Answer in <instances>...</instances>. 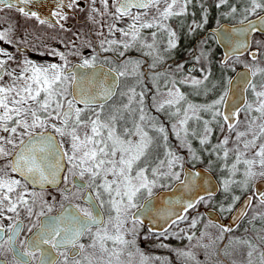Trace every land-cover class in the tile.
Returning a JSON list of instances; mask_svg holds the SVG:
<instances>
[{
  "label": "snow or ice",
  "instance_id": "6c2138e0",
  "mask_svg": "<svg viewBox=\"0 0 264 264\" xmlns=\"http://www.w3.org/2000/svg\"><path fill=\"white\" fill-rule=\"evenodd\" d=\"M34 2L37 0H0V12L7 9L25 18H35L40 24L49 23L37 12L29 11V6ZM75 2L73 0L66 6L72 8ZM189 2L113 0L109 5L108 0H101L104 9L101 15L111 16L117 22L127 17L131 22L127 28H117L116 23L108 24L109 34L119 32L125 39L103 40L100 48L113 51L121 57L125 52L136 49L142 55L151 57L153 62L150 67L155 68L163 59L157 45L159 34L166 33L164 52L176 47V33L165 21L185 14ZM227 2L220 0L221 4ZM92 3L95 4V0ZM248 3L251 7L244 9L245 19L248 15L256 14L257 10H264V0H248ZM64 7L65 0H58L57 10L52 13L58 18L56 24L66 19ZM150 11L152 15L149 18ZM231 11L235 13L237 8L232 7ZM92 12H97V9L92 8ZM89 18L98 23L94 16ZM5 22L0 18V23ZM243 23L244 20H241ZM259 24L264 26V17L259 20ZM247 27L255 30V22L250 21ZM145 29H154L150 33L151 42L143 35L142 30ZM11 30L10 25L7 30L0 31V41L12 43L9 35ZM3 54L13 59L10 54ZM51 54L58 56L62 63H36L26 58L18 65L19 70H8L6 61L0 60V161H3L0 163V257H5L0 258V264H32L33 261H38V264H137V257L138 264H150L152 259H160L146 255L137 244V226L143 223L139 210L145 208L139 201L145 195L151 197L158 184L164 187L160 183L162 180H179L180 172L175 168L178 164L182 168L180 162L183 158L168 148V135L164 126L157 125L155 118L146 111L144 92H137L135 85L126 90L120 89L121 77L135 78L136 84L142 82L144 74L140 72L141 61L131 58L122 61L119 69L110 68L102 79L97 80L95 75L85 77L76 71L78 68H96L95 55L69 67L70 61L63 53L53 50ZM255 58L256 54L253 53ZM109 73H115L111 83ZM258 75L264 76V67L248 68L244 77V91L250 90L253 99L245 100L242 108L234 104L230 112L218 109L219 105L227 103V91L210 105L199 106L187 102V107L182 108L181 103L186 102V97L176 87L174 80L171 81V88L160 94L167 98L153 97L156 111L167 109L166 114L176 117L183 112L179 125L184 139H181L177 125H172L182 145L189 135L186 127L188 121L192 116L200 120L198 111H210L221 131H224L226 125L230 134L235 132V146L232 149L225 147L229 144V136H225L216 147L223 152L224 167L230 176L235 177L240 171L239 166L243 165L244 180L224 179L222 183L225 193L229 192L232 184L240 183L246 188L257 177L264 179V142L257 145L258 140L264 141V82L259 85L255 82ZM85 80L87 87L84 86ZM201 83L200 80H191L193 86ZM189 112L192 116H189ZM241 112L245 113L247 121L243 131L238 128ZM203 123L204 134L200 136L199 142L207 145L212 129L208 127L209 121L204 120ZM148 129L162 137L166 149L163 159L155 154L160 146L157 143L159 137L151 135ZM193 135L196 133L193 132ZM249 136L251 139H246ZM188 148L191 152L190 145ZM249 149H258L252 158H248L245 151ZM230 151L234 153V160L229 168L227 161ZM165 167L167 170H164ZM77 178L83 183H76ZM61 182L65 184L63 189H59L63 198L70 203L73 199H82L83 205L71 204L59 218L50 217L49 222H42L40 218L47 215L44 208H47V212L52 211V205L42 195L45 185H59ZM69 183L71 187H68ZM29 185L32 190H29ZM37 185L41 189L39 193L35 191ZM84 192H89L86 198L82 195ZM203 199L200 197L188 202L184 211L193 208ZM233 200H239V197H233ZM250 203L251 198L247 204ZM260 204L264 206V195L260 197ZM37 206L40 211L35 210ZM64 207L61 203V208ZM222 211H231V206L222 208ZM21 213L31 222L27 232L32 233L33 228L38 229V232L23 240L20 234L25 230V225ZM170 217L171 214H168L162 218ZM177 219L184 220L186 217L178 216ZM5 220L9 221L7 226ZM261 220L264 222V213L261 214ZM176 222V219L171 220V224ZM196 225L197 219L193 218L190 226L195 228ZM216 227L220 228V235L216 239L223 241L224 233L230 232L231 228L221 225ZM167 230L165 228L160 235H164ZM205 235L201 233L197 246L207 251L216 245V240H210L209 244L199 243ZM84 236L89 238L87 245L80 243ZM187 239L191 242L193 236L189 235ZM258 239L264 242V236ZM44 245L49 248H44ZM244 247L247 251L241 252ZM53 251L59 259L51 258ZM257 252L258 258H255ZM7 253H12L11 262L6 259ZM237 253L246 256V262L235 259ZM212 254L230 259V264H264V249H258L247 239H229L223 249L219 252L213 250ZM125 255L126 260L122 259ZM175 255L182 261L202 264L190 250L176 249ZM161 264L168 262L161 261ZM217 264H225V261L218 259Z\"/></svg>",
  "mask_w": 264,
  "mask_h": 264
},
{
  "label": "flooded vegetation",
  "instance_id": "af4514ba",
  "mask_svg": "<svg viewBox=\"0 0 264 264\" xmlns=\"http://www.w3.org/2000/svg\"><path fill=\"white\" fill-rule=\"evenodd\" d=\"M57 2L58 0H37L29 6V11H35L42 19L49 21L46 24H40L35 18H25L15 11L5 9V11L0 12V18L6 21L0 23V31L7 30L10 25L12 29L9 34L12 43L0 41V60L6 61L8 70L13 68L19 70L18 65L26 58L36 63H62L58 56L51 54L53 50L67 56L70 61L69 67L81 63L84 58L91 59L94 55L97 57V65H103L109 69H119L121 62L129 58L140 60V72L144 74L142 82L136 84L135 78L126 79L121 77L119 80L120 89L126 90L127 87L135 85L137 92L143 91L146 111L155 118L154 122L157 125H163L165 130L168 129L169 134L173 132L171 121L175 116L166 114L167 109L163 112L156 111L153 106V97L164 99L165 96L160 94L165 93L172 86L171 81H176V87L185 95V104L187 102L194 105L200 103L201 106H204L212 104L224 92L227 91L228 93L229 81L237 71L245 70L244 80L248 68L264 67V60H262L264 58L258 60L261 52L264 53V33L254 31L251 35L249 49L244 54L233 56L222 62L221 49L217 45L214 35L210 32L211 29H215L222 24H238L241 23V20L245 22L264 13V10H257L256 14L248 15L245 19L244 9L251 6L248 0H228L226 4H221L220 0H190L186 6L185 14L165 21L171 30L176 33L174 38L176 47L164 52L163 49L167 43L166 33H160L157 45L161 49L163 59L157 63L155 68L150 67L153 62L152 58L142 55L136 49L125 52V55L121 57L113 51H103L100 48V42L103 40L125 39L119 32L109 34L108 24L116 23L117 28H127L128 23L131 22L127 17L117 22L111 16L101 15L100 13L104 10L101 0H95V4L92 3V0H76L75 6L72 8H68L66 5L71 4L73 0H65L63 12L66 19L60 20V23L56 24L58 18L53 16L52 13L57 10ZM108 2L111 5L113 0H108ZM163 7L164 5L161 4V8ZM232 7L237 8L235 13L231 11ZM92 8L97 9V12H92ZM151 15L152 11L149 13V18ZM90 16H94L98 23L91 20ZM49 24L52 26H49ZM153 30H142L148 42H151L150 33ZM101 32L103 34L98 35ZM89 44H91V47H89ZM105 47H108V45L105 44ZM120 50L123 51V49ZM5 52L10 54L13 59H8V56L3 54ZM71 53L79 54L74 55ZM253 53L256 54L255 59H253ZM179 65H182V67H178ZM193 79L200 80L202 83L193 86L191 84ZM181 81L186 82L182 83ZM166 82L167 87H165ZM255 82L258 85L264 82V76L258 75L255 77ZM157 89H159V92ZM252 99L251 91H244V101H251ZM244 101L240 106L241 108L244 106ZM218 109L223 112V104L219 105ZM197 115L200 116V120H196L192 116V119L186 125L189 129L190 139H192L191 144L188 141L191 147L193 142L196 146L201 145L198 135L204 129V120H207L209 121L208 127L212 129L209 134L208 147H216L225 136H229V144L225 146L228 148L231 134L235 135V133L230 134L226 125L224 131H221L219 124L213 120L210 111H198ZM239 120L238 128L243 131L247 122L244 112L240 113ZM220 123L223 122L220 121ZM148 130L149 132H155L151 129ZM193 132L196 135H193ZM171 141L173 142L169 138L168 142ZM173 144L175 145V142ZM184 158H186L185 155ZM0 163H3V161H0ZM64 187L63 182L59 185H45L42 195L52 205L51 212H47V208H44L47 213L46 216H52L59 212L62 209L61 203L64 206L71 204L83 205L82 199H73L71 203L65 200L59 191ZM68 187H71V183ZM29 190H32L31 185H29ZM35 191L41 192L39 186L35 188ZM84 194L85 192L82 195L84 196ZM92 195L94 197V193ZM35 210L40 211V207L37 206ZM21 219L24 220L25 225V230L20 234V239L23 240L31 234L27 232V227L31 226V222L25 217L24 213H21ZM34 219L35 217H33ZM8 223L9 221H4L5 226ZM34 229H32V232ZM85 240L86 236L81 238L80 243L85 244ZM37 256H39V253H37ZM6 259L11 262L12 253H7ZM25 259L29 258L25 257ZM57 259H59L58 256ZM32 264H37V261H33Z\"/></svg>",
  "mask_w": 264,
  "mask_h": 264
},
{
  "label": "water",
  "instance_id": "95a60500",
  "mask_svg": "<svg viewBox=\"0 0 264 264\" xmlns=\"http://www.w3.org/2000/svg\"><path fill=\"white\" fill-rule=\"evenodd\" d=\"M262 17H264V13L245 21L243 24H222L217 28L210 30L215 37L217 45L221 49L223 55L221 59L222 62H225L233 56H240L244 54L249 49L251 35L254 31L264 33V26L259 24V20ZM250 21L255 22V30L247 27ZM108 70L109 68L106 66L101 67V65H97L94 69H76L78 75H83L85 77L95 75L97 80L102 79L103 74L108 73ZM244 71L245 70L237 71L230 80L231 83H229L228 96L225 98L227 103L223 104V112L232 111L234 104H239V106L242 105L244 101L245 87V82L243 80ZM114 75L115 73H109V83H111V77ZM84 86L87 87L86 80L84 82ZM197 173H199V175H196ZM76 183L83 182L79 181L77 178ZM36 187H38V185ZM253 190L255 196H257L260 200V197L264 195V179L255 182ZM218 191L219 184L209 170L201 166L189 168L184 165L180 179L177 180L171 187L158 190L153 193L151 197H147L141 202V204L145 205V208L139 210L141 213L140 219L143 222L141 225H143L150 233H161L165 228H169L172 219H176L178 221V216H183L187 211L192 209L190 208L187 211H184V207L188 202L196 201L200 197L206 198L215 196ZM88 195L89 192H85L83 197L86 198ZM249 198V196H246L242 199V201L225 220H222L219 214L213 209H204L203 214L211 222L223 227L234 228L244 217L249 206V204H247ZM70 207L71 205H67L55 215L44 216L40 219L42 222H49L50 217L59 218L61 214L66 213L67 209ZM135 211H137V209H134V212ZM242 212L244 215H241ZM168 214H171L170 218H162L167 217ZM65 223H67V221H65ZM36 232H38L37 228L34 229L29 237ZM43 247L46 249L49 248L47 245H44ZM51 258L57 259V255L54 251L51 253Z\"/></svg>",
  "mask_w": 264,
  "mask_h": 264
},
{
  "label": "rangeland",
  "instance_id": "374dc122",
  "mask_svg": "<svg viewBox=\"0 0 264 264\" xmlns=\"http://www.w3.org/2000/svg\"><path fill=\"white\" fill-rule=\"evenodd\" d=\"M261 55H263V56H261ZM260 58H264V53L262 54V52H261V54L259 55V59L258 60H260ZM262 60H264V59H262ZM169 88H171V87H169ZM167 90L165 91V93L167 92ZM165 98H167V97L165 96L164 99ZM198 105L201 106L200 103H198ZM181 106H182V108H186L187 107V104H185L184 102H182L181 103ZM189 116H192V113L191 112H189ZM182 118H183V112H181V114H180L179 117H176L175 116L172 119L171 126L173 124H176L177 125V131L180 132L181 139H184L183 130L180 128V125H179V119H182ZM239 130H241V129H239ZM172 133H173V135L169 134L170 135L169 138H171L173 140V142L172 141L171 142H168L167 141L168 148L171 149L173 152H175L177 155L182 156V158H184V156H183L184 153L182 151L181 152H178V151L180 149H185L186 150V152H185L186 153L185 154L186 157L189 158V157H194L195 156L196 157L195 160H192V161H197V159H199L200 156L199 155H196L193 152L194 150H193L192 147H191V152L189 151L188 145H190V144L188 143L187 138H186V142L182 145L181 140H178L176 138V135L174 134V132H172ZM150 134L153 135V136L159 137L157 143L160 146L156 149V153L155 154L158 155L159 158L163 159L166 149L163 146L164 142H163L162 137L157 132H150ZM203 134H204L203 133V130H201V133H199V135H198L199 138ZM188 136H190V135H188ZM230 138H231V140L233 141V144H234L235 135L234 134H231V137ZM246 139H251V136L246 137ZM174 142H175V145L173 144ZM261 142H264V141L258 140L257 141V145H259ZM65 147H67V145H65ZM256 150H258V149L245 150V151H247L248 158H252L253 155H254V152ZM222 155H223V152H222ZM233 160H234V158H233ZM232 161H231V163H232ZM180 163H182V161ZM231 163H229V165H228L229 168L231 166ZM186 166L187 167H194L195 164L191 162V163H187ZM203 167L207 168L208 170L210 169L209 166H203ZM182 168H183V166H182ZM182 168L178 164L176 166L175 170L176 171H180L181 174H182ZM239 168H240V171L239 172L243 176V170H244L243 169V165H240ZM164 170H167L166 167H165ZM218 171H219V174H221L220 179H219V180H221V183L223 182L224 179H232L233 178L232 176L229 175L228 169L225 168L221 164L219 165ZM167 180H170V179H167ZM167 180H162L160 183H166V182H168ZM259 180H263V179H261L260 177H257L252 183L249 184V187H250L251 190H250V192H249L248 195L250 197H252L251 199H255L256 202H253V206L254 207L251 208V215L250 216H247V219H246L247 222L245 221L243 223V225H240V227L242 229H245V231L247 233L246 234V237L252 239V242L254 244H256V245H258V241H259L258 237L264 236V234H262L259 231H256L254 233L253 231L251 232V230H250L251 229V225L250 224H252V221L254 220V217L257 216V215H259L262 210L264 211V206L259 207L257 205V202H260V200H258V198L255 197L254 194H253V185H254L255 182H257ZM222 187H223V183H222ZM161 189H166V188L160 187L159 184H158L153 189V193H155V192H157L158 190H161ZM244 196H246V195H243L241 198H239V200H235V201L233 199L230 200V204L232 206L231 207V211H229L230 213L239 204V202L243 199ZM146 197L147 196L145 195L139 201V203L144 198H146ZM229 206L224 207V209L229 208ZM204 209H206V208H204ZM204 209H202L201 212ZM132 211H134V209ZM205 219H206V223L204 224V225H206L205 228L202 229V230H199V231H196L195 232V231H193L194 229L191 227V230H192L193 233H189L186 230V232H185L186 236H189V235L193 236L192 241L189 242V240L186 239V242L183 245H180V246H177V247L167 245V244L161 242L160 240H156V239H154V240H146V234H144L142 232L143 227L141 225H138L137 227H138V230H139V236L137 238V244H138L139 248L146 255H148L150 257H153V258H155V257H159L160 258V259H152L150 261V264H161V261H166V262H168V264H193V262H191V261H182L181 259H179L175 255V250L176 249H183L185 251H189V250L192 251L195 254L196 258L202 262V264H217V260L218 259L219 260H224L225 261V264H230V259H226L222 255H220V256L213 255L212 254L213 253V250H215L216 252H219L220 249H223V247L226 244H228L229 239H237V238H240L242 236V234L245 233V231H241V229H239V232L232 231L231 230L230 232L224 233V239H223V241H220V240H217L216 237H215V235H217V234L220 235V231L216 230V228L213 227V224H215V223L210 222L206 217H205ZM244 225H247V227L246 228H243ZM235 228H233V229H235ZM201 233H205L206 235H205V237H204V239L202 241H199V243L209 244L210 243V240H216V245L210 247L207 251L204 248L197 246L198 245V240H199V237H200ZM167 236H171V237L177 236V230L175 229V230L169 231V233L167 234ZM129 238H131V237H129ZM89 242H90L89 241V238L86 236L85 245H87ZM161 245H165L166 247H162ZM89 251L91 252L92 250L89 249ZM167 258H169V259H167ZM255 258H258V254H256V257ZM122 259H125L126 260L127 259V256L125 255L124 257H122ZM235 259H237L238 261H244V262H246V259L247 258H246V256L241 255L240 253H237L235 255ZM136 260H137V264H138V257L136 258Z\"/></svg>",
  "mask_w": 264,
  "mask_h": 264
},
{
  "label": "trees",
  "instance_id": "16d2710c",
  "mask_svg": "<svg viewBox=\"0 0 264 264\" xmlns=\"http://www.w3.org/2000/svg\"><path fill=\"white\" fill-rule=\"evenodd\" d=\"M168 129H166L167 135H168V139H169V133L167 131ZM171 135H173V133H170ZM187 140L190 142V144L192 143V139H190V136L187 137ZM234 147V144L232 143V140H230V145L228 147V149H232ZM192 148H193V152L196 155H199V159H197V161H192L195 160L194 157H189V158H183L182 159V166L183 164H187V163H194L195 166H209L210 169L209 171L213 174V176L216 178V180L219 183V191L215 196H211V197H206L204 198L200 203L196 204L195 207H193L192 209H190L189 211H187L183 216L186 217V219L184 220H178L176 222V224H172L171 227L167 230V232H165L164 235H160V234H151L148 233L144 228L142 230V232L144 234H146V240H160L161 242L170 245V246H180L183 245L186 242L187 236L185 234L186 230L189 233H193L191 230V220L193 218L197 219V225L195 228H193V231H199L205 228L206 225H204L206 223V219L203 215V213L201 212L202 209L204 208H211L213 210H215L221 217V219H225L227 218V216L229 215V211H222V208L224 209V207L226 206H231L230 204V200L233 199V197H239L241 198L243 195H248L250 192V187L249 185L245 188L242 184L237 183V184H232L230 186V190L229 192L225 193L222 187V183L220 179L221 174H219L218 168L219 165H223L225 164V161L223 160V155H222V151L217 148H210L204 145H197L193 142L192 144ZM183 152L184 155L186 154V150L185 149H180L178 152ZM183 155V156H184ZM234 153L233 152H229V158L227 161V164L229 165V163H231V161L234 158ZM186 156V155H185ZM182 157V156H180ZM205 168V167H204ZM207 169V168H206ZM208 170V169H207ZM180 172V171H179ZM181 175V172H180ZM232 179H235L236 181H243L244 178L243 176L240 174V172L237 173V175L235 177H233ZM168 182L163 183L165 186L163 188H169L176 180L174 179H170L167 180ZM253 202H256L255 199H252L251 203H250V207L248 208L245 216L243 217V219L239 222V224L237 225V227L235 229H231L232 231H237L239 232V229H241V231H245V229H242L240 227V225H243V223L246 221L247 216L251 215V208L254 207L253 206ZM257 205L259 207H261L262 205L260 204V202H257ZM232 207V206H231ZM264 213V211L262 210L260 212L259 215L254 217V220L252 221L251 225V232L253 231L254 233L256 231L261 232L262 234H264V231H262V229H264V222H262L261 220V214ZM249 218V217H248ZM247 222V221H246ZM213 227L216 228V230L220 231V228L216 227V224H213ZM247 225H244L243 228H246ZM177 230V236L175 237H171V236H167V234L169 233V231L171 230ZM183 230V231H181ZM181 232V233H180ZM184 232V233H183ZM180 233V234H179ZM246 231L244 234H242V236L240 238L237 239H247L250 240L252 242V239L246 237ZM219 235H215V237L217 238ZM167 237V238H165ZM253 243V242H252ZM254 244V243H253ZM256 245V244H254ZM256 247L258 249H264V242H262L260 239L258 241V245H256ZM247 248H241L242 252H246ZM258 254V252L256 253ZM169 259V258H167Z\"/></svg>",
  "mask_w": 264,
  "mask_h": 264
}]
</instances>
